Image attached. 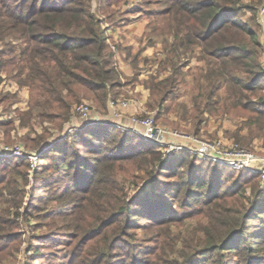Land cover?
<instances>
[{"label": "trees", "instance_id": "16d2710c", "mask_svg": "<svg viewBox=\"0 0 264 264\" xmlns=\"http://www.w3.org/2000/svg\"><path fill=\"white\" fill-rule=\"evenodd\" d=\"M148 2L150 3L149 0H144V3ZM110 3V0H105L104 8L109 10L108 17L114 18L111 23L117 25L121 18L114 17L116 11L110 7ZM189 4L183 6L187 15L180 18L169 17V10L164 9L159 12L162 19L150 23L151 33L171 36L170 41L167 38L163 40L166 57L162 60V68L169 66L171 76L147 84L152 105H161L171 93L174 83L172 78L177 76L180 66L185 64V60L180 62V54L197 46L210 57L207 59L209 69L204 75L208 81L205 102L215 96L224 84L227 103L224 107L232 110L245 108L248 125L252 127L251 136L259 138L261 146L264 147V96L255 100L253 104L256 105L253 107L248 103L251 94L254 95L262 87L261 82L264 83V68L257 60L259 42L256 34L237 17L220 21L223 16L242 12L244 8L237 5L235 0H209L200 4V8L204 10L196 14L199 9H194L192 1ZM88 10L90 11L74 4L73 0H18L13 6L0 1V44L3 37L12 32L22 41L21 47L18 45L15 50L0 47V71L4 70L7 75L29 88L27 115L36 114L40 118L57 121L60 127V123L62 125L69 116L71 103L78 97L91 96L94 101L103 105L114 88L120 86L116 80L118 71L115 66V53L108 43L106 29L100 26L99 20ZM127 19L125 17L124 20ZM130 135L132 134L108 124H82L72 135L66 134L62 139H56L39 158L47 157L48 154L54 155L52 158L55 161L50 163H56V172L72 168L75 175H71L69 182L83 190L87 184L103 182L98 177L102 166L114 169L115 164L123 160L135 163L141 159L139 169L143 170L145 176L151 177L148 181L150 184H155L157 180L152 177L154 172L178 177L176 183L167 185L169 191L158 193L154 200L148 196L141 199L140 196H135L126 200L120 213L116 215L121 214L116 218L121 228L134 223V216L152 222L165 219L168 195L173 193V197H178L180 187L187 194L192 190L191 186L206 185V203L211 204L215 200L213 198L218 194L217 184L224 176L216 166L208 172L205 167H197L196 159L191 155H181L164 161L157 146H141L143 141L137 136L134 138L140 139L141 143L130 146ZM42 136L30 139L35 147L44 145ZM106 140L113 145H102ZM78 147H83L85 152L80 153ZM42 150L44 149L41 148L39 153ZM69 153L75 156L74 160L68 161ZM20 160L0 158V163L11 162L6 169L0 171V202L4 193L7 194L8 203L17 199L18 178H27L26 162ZM228 168L231 172H243ZM250 176L259 178L255 174ZM235 184H238L237 190L243 195V201L248 203L246 209L235 210L231 214L220 203H214L216 212L225 211L221 220L223 231L216 234L214 240L207 241L198 256L202 258L210 254L214 256V264H264V188L256 186L250 180L245 184ZM230 191L224 190L218 198H225ZM193 200L199 202L201 197L196 194ZM135 204L144 210L141 212V209H136ZM7 212L6 208L0 210V264H4L3 261L10 256V250L15 247L11 240H15L17 236L10 230L12 222L7 217ZM252 219H257L258 223H252ZM110 221H102L94 233L98 238L94 245L97 260L100 259L97 264H151V259L139 258L130 251L120 252L122 255L116 263L110 261L109 258L117 256L114 255L112 242L120 240L111 239L107 229ZM120 233L124 236L127 231L121 229ZM100 243L103 246H98ZM234 255L237 256L235 259ZM76 256L69 260H74ZM187 260L185 258L182 264H187Z\"/></svg>", "mask_w": 264, "mask_h": 264}, {"label": "rangeland", "instance_id": "374dc122", "mask_svg": "<svg viewBox=\"0 0 264 264\" xmlns=\"http://www.w3.org/2000/svg\"><path fill=\"white\" fill-rule=\"evenodd\" d=\"M2 1L13 6L18 0ZM104 1L73 0V3L90 9L88 11L99 20L100 26L105 28L104 22L111 23L114 18L108 17L109 10L104 8ZM110 1L111 3L116 2V0ZM149 1L150 3H144V0H117L115 9L113 8L116 11L114 17H120L121 21H126L125 17L133 16L137 12L136 10L140 9L146 18H160L159 12L168 9L169 17L180 18V16L187 15L186 11H183L185 10L183 9L184 5H188L192 1L194 9H199L196 12L198 14L204 10L200 8V4L209 0ZM235 2L244 8L243 11L223 16L220 21L237 17L245 27L256 34V40L259 42L257 60L259 65L261 64V67L264 68V15L259 13L264 0H235ZM170 39L171 36L167 35V40L170 41ZM21 42L16 33L12 32L3 37L0 47L15 50L18 45L21 47ZM110 42L115 47V44ZM110 42L108 41L109 45ZM161 49L164 53V42ZM112 50L116 52L117 48ZM181 54L180 62L185 60V64L180 66V72L176 77L172 76L174 83L171 93L167 95L161 105L156 103L152 105L150 102L148 104L149 111L139 115H152L158 124L169 130L195 135L211 141L238 143L256 155L264 156L261 140L251 136L252 127L248 125L245 108L239 107L232 110L229 107H224L227 104L224 84L220 86L215 96L208 98V101L205 102L208 81L205 80L204 75L209 69L207 59L210 57L205 52H201L197 46ZM165 57L159 56L156 59L157 64L160 62L161 70L166 69L162 68V60ZM117 71L116 80L120 84L119 90L131 84L133 79L138 80L139 74L134 71L131 75H124L118 69ZM166 71L158 75L160 78L155 77V80L150 79L148 74L143 80V84L147 86L146 84L150 82H159L165 77L171 76L169 66ZM0 73H2L0 74V115L3 119L0 121V149L10 150L18 147L26 155L0 156V158H7L10 161L21 159L20 161L26 162L27 165V178L25 180L18 178L17 199L10 200L8 203L6 201L7 194L4 193L0 202V210L6 208L7 217L12 222L10 230H13L17 235L15 240H11L15 247L10 250V256L3 261L4 264H97L100 259L97 260L94 245L98 238L94 236V233L102 221L109 220H111V224L107 229L110 231L111 239H120L112 242L114 255L117 256L109 258L110 261L117 262L120 259L119 256L122 255L120 252L130 251L139 258L151 259V264H182L185 258L188 259L187 264H214V256L206 254L199 258L198 255L207 241L214 240L215 236L223 231L221 220L225 211L216 212L215 204L220 203L223 208L229 209L231 214L235 210H245L248 203L246 200L243 201V195L237 190L238 184L235 183L245 184L250 180L256 183V186L264 188V183L260 181V178L255 176L250 178L252 174L258 175L256 172L246 170H241L242 173L231 172L228 170V165L211 160H197L189 152L180 150L168 155V145L157 146L164 161L181 155H187V157L191 155L196 159V166L205 167L208 172H211L212 168L216 166L218 171L221 170L224 175L216 187L218 194L213 198L215 200L211 204H207L208 188L206 185L191 186L192 190L187 194L183 187H180L178 197H173V193L168 195L165 219L152 222L144 220L143 217L134 216L136 217L133 220L134 223L131 222L129 227L121 228L120 222L116 220L121 214L116 215L120 213V208L126 200L133 199L135 196H140V199L145 196L155 199L158 193L169 191L167 185L176 183L178 177L162 173L158 175L154 172L152 177L157 180L155 184H150L148 181L151 177L145 176L143 170L139 169L142 164L141 159L135 163L123 160L118 161L114 169L102 166L101 174L98 177L103 182L96 181L85 185V190L78 189L72 182H69L71 175H75L72 168L56 172L54 168L56 163H50L55 161L52 158L54 155L48 154L47 157L42 158L39 156L42 153L45 154L56 139H62L66 132L68 135H72L76 131L75 127L83 124L82 119L72 112V106L75 103L88 102L91 114L99 117L108 115L106 104L100 105L94 101L93 97L82 95L71 103L68 118L58 127L57 121H49L36 114L34 116L27 115L29 88L26 85H21L11 75H7L4 70H1ZM11 82L17 87H13ZM261 85L262 87L248 98V103L252 107L256 105L253 104L255 100L264 96V83L261 82ZM113 91H116V88ZM113 95L107 99L108 106L111 99H123ZM124 132L131 134L129 131ZM40 136L43 137L42 143L45 144L37 148L30 139ZM130 136L133 138L129 141L130 146L143 141L139 139L141 141L139 142L134 138V134ZM168 139L173 140L176 144L182 142L190 145L185 138L167 137L166 140ZM145 144L150 145L147 141H143L141 146ZM102 145L112 146L113 143L106 140ZM41 148L44 150L39 153V159L35 163H31L28 155L39 152ZM77 149L80 153L85 152L83 147ZM74 158L75 156L70 153L67 156L68 161L69 159L74 160ZM10 164L11 162L0 163V171L6 169V166ZM22 168L24 167L22 166ZM104 170L106 171L104 172ZM87 171L90 173L88 169ZM226 189L231 190L230 194L225 195V198H218ZM196 194L201 197L199 202L193 200ZM216 198L218 199L216 200ZM137 204L134 207L141 209L142 212L144 209ZM251 222L258 223V220L252 219ZM113 227H116V230L112 231ZM121 229L127 231L124 236L120 233ZM98 246L103 245L100 243ZM259 252L263 253V251ZM72 255L77 256L74 257V260H69L73 257ZM236 257V255L233 256L234 259Z\"/></svg>", "mask_w": 264, "mask_h": 264}, {"label": "built area", "instance_id": "2783aa9c", "mask_svg": "<svg viewBox=\"0 0 264 264\" xmlns=\"http://www.w3.org/2000/svg\"><path fill=\"white\" fill-rule=\"evenodd\" d=\"M259 13L264 15V3L260 7ZM112 49L114 45L110 43ZM264 66V50H263ZM128 99H111L109 100V113L105 117L93 116L90 105L86 101L75 103L72 106V112L78 115L83 124H108L121 131H129L131 134L147 141L150 145L162 146L168 145V155L176 153L178 150L189 152L197 160H211L221 164L228 165L232 169L246 170L256 172L260 181L264 183V156L256 155L248 148H245L234 142H218L202 139L195 135L169 130L158 124L152 115L132 114L128 120L123 122L119 119L120 110L129 105ZM78 127H75L77 129ZM65 134H68L67 132ZM62 137V136H61ZM167 137L187 139L190 145L185 143L176 144L172 140H166ZM0 156H26L20 148L0 149ZM39 152L28 155L31 163H35L39 158Z\"/></svg>", "mask_w": 264, "mask_h": 264}, {"label": "crops", "instance_id": "0c3cea01", "mask_svg": "<svg viewBox=\"0 0 264 264\" xmlns=\"http://www.w3.org/2000/svg\"><path fill=\"white\" fill-rule=\"evenodd\" d=\"M115 5L116 3H110V7L113 6L111 8H115ZM154 20L160 21L161 17L146 18L140 11H137L126 21H120L117 25L104 22L108 41H112L117 48V51L114 52L117 69L124 75H131L133 71L139 74L138 80L133 79L131 84L121 90L116 88V91L111 92V95L115 94L113 95L115 97L130 101L127 107L120 110L119 119L123 122L127 121L132 114L149 111L148 104L152 102V96L149 86L143 84V80L148 74L150 79L155 80V77L160 78L158 75L167 72V67L165 70H161L160 62L158 64L156 62L159 56L165 57L161 46H163V40L167 38V35L151 33L150 23ZM11 84L13 87H17L16 84L14 85L12 82ZM107 102L106 110L109 113L110 107ZM1 120L3 119L0 115Z\"/></svg>", "mask_w": 264, "mask_h": 264}, {"label": "water", "instance_id": "95a60500", "mask_svg": "<svg viewBox=\"0 0 264 264\" xmlns=\"http://www.w3.org/2000/svg\"><path fill=\"white\" fill-rule=\"evenodd\" d=\"M45 144V143H44ZM43 146V145H42Z\"/></svg>", "mask_w": 264, "mask_h": 264}]
</instances>
